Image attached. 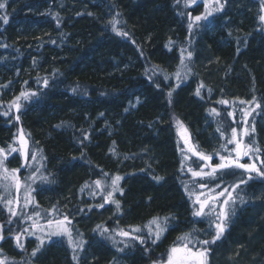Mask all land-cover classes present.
I'll return each mask as SVG.
<instances>
[{"label": "trees", "instance_id": "trees-1", "mask_svg": "<svg viewBox=\"0 0 264 264\" xmlns=\"http://www.w3.org/2000/svg\"><path fill=\"white\" fill-rule=\"evenodd\" d=\"M260 1L229 0L211 23L201 27L199 21L190 30L189 16L200 15L198 7L177 0H0L5 4L0 9V146L14 145L23 134L29 155L40 150L43 177L35 185L36 202L42 211L65 213L72 230L82 234L86 243L78 264H154L166 261L184 233L212 239L214 229L208 219L193 216L182 184L188 182L180 171L181 149L187 146L176 120L187 129L190 145L211 154L224 143L217 129L225 136L232 127L242 129L240 108L248 105L246 121L255 130L245 141L258 146L264 160ZM182 49L187 68L180 64ZM21 92L35 95L21 98L16 112L9 106ZM189 156L187 164L196 167L197 158ZM6 162L15 167L24 161L10 152ZM103 173L123 177L124 195L115 194L119 212L111 203L97 207L103 203L99 189L95 195L81 191L85 182L107 183ZM238 191L244 203L237 201L221 238L207 246V257L218 248L222 264H264V178L253 173ZM153 217H169L167 231L155 244L144 228ZM18 220L0 203L5 255L16 253ZM134 227L142 231L132 235L146 242L126 241L125 248L120 242L125 238L115 233ZM103 228L115 243L106 240ZM47 242L37 264H77L64 241Z\"/></svg>", "mask_w": 264, "mask_h": 264}, {"label": "snow or ice", "instance_id": "snow-or-ice-1", "mask_svg": "<svg viewBox=\"0 0 264 264\" xmlns=\"http://www.w3.org/2000/svg\"><path fill=\"white\" fill-rule=\"evenodd\" d=\"M179 2V0H177ZM197 0H185V6L189 4L196 3ZM216 4H220V0H215ZM5 4L0 3V9L4 8ZM220 7L209 8L208 4H205L206 14L198 15L195 17L189 16L192 23H189L188 27L191 30L193 24L201 20H206L208 16L212 15L213 12L221 10ZM264 10V7H262ZM4 22H7V17H3ZM261 21H264V15L260 16ZM113 23V30L115 31V21ZM119 35H127V33H120ZM171 43V42H170ZM186 49L181 50V67L187 68L185 64V57L183 53ZM192 53L187 52V58L190 59ZM178 80L182 79L180 72L176 74ZM167 79V77H165ZM45 86L47 85V80H44ZM178 86V85H177ZM203 85L201 84L197 90L196 95H200V88ZM35 93H25L21 92L11 103L10 108H15L16 112L20 111L21 108V98L27 100L30 96H34ZM171 97L172 92L168 93ZM255 99V98H254ZM221 104H228L229 101L221 100ZM241 104H244L245 101H240ZM252 103V102H248ZM257 107L260 105L257 104ZM211 112L215 115V109H212ZM7 115V113H4ZM251 112L241 110V115L245 118L242 122L247 123L246 117L250 115ZM229 116H234V113L229 112ZM15 119L18 121L19 116L17 115ZM178 129H183V138L185 145L187 146V151L181 149V167L180 171L182 174L189 173L191 176V182L182 181L185 193L188 195L189 199L193 202V216L209 220V228L214 229L215 234L212 236V239H200L198 236H193L191 233H184L183 235L177 237V241L171 246L167 252L166 261L154 262V264H207V255H208V245L214 244L217 240L221 238L225 228L227 227V222L229 220L230 214H234L235 205L239 200L240 203H244L243 196L239 195L242 185H247L250 180L253 179V173L257 177L264 178V160L261 159V149L256 146L254 143H245L244 137L250 135L249 129L243 128L239 132L236 127L231 128L230 136H225V133L221 131L220 128L217 131L221 132V138L224 139V143L220 145L218 150H215L213 153L208 154L199 150L198 146H192L189 144V139L187 136V129L184 128V125L178 119L176 120ZM254 127L251 131L254 132ZM85 139L87 137L85 136ZM19 148L9 146V149L6 150L0 148V188L4 192H8L10 189L14 188L17 193L23 188L24 191V207H28L29 203L33 202L31 198V187L25 182H22L19 176L17 175V169H8L5 166V161L7 159V154L10 152L19 151L20 154L25 159V164L22 167H30L28 162L29 150H28V140L25 139L23 134L18 138ZM115 143V142H113ZM229 145L233 147L229 148ZM40 150L31 153V160H37L38 153ZM110 151L115 155V150L110 149ZM195 156L196 161L192 163L196 164V167H192L186 162L190 160V156ZM247 157L249 162H242L244 158ZM214 158H218L217 163H213ZM43 159V157H40ZM198 161V162H197ZM257 161H259L260 166H257ZM104 177L107 178V183L102 180H95L92 184H85L82 186L81 191L85 189L90 190L91 195H95L96 189H99L103 194V203L97 205V207L103 208L104 204L111 203L116 207L117 212L121 210L120 201L115 199V194L119 193L121 196L124 195V190L120 186V181L123 179L120 175H109L108 173H103ZM234 177V179L229 182L225 177ZM26 179H34V176H30ZM43 179H47L44 177ZM155 180L160 181L163 177H154ZM214 182V183H213ZM219 189V191H217ZM0 203H3L7 207L8 212L12 217L18 215L17 208L19 207L20 199L19 196L13 199H5L3 196H0ZM15 205V206H14ZM38 207V206H37ZM57 209H53L52 213H57ZM36 219L33 220V216L30 215L27 217L29 220H33L31 224V229L33 231L29 232V229H24L23 232L29 235H35L37 231L42 232L45 236L50 239L53 236L65 237L67 239L68 245L72 248L73 251V260L77 261L78 264V255L77 251H83L84 244L86 243L82 238H74L73 230L70 227L71 220L65 214H59L61 218H56L50 213V218L46 219L44 224H40L39 220L43 219L40 212H35L33 214ZM169 217H153L144 228L147 230L148 237L151 238L152 243L155 244L159 241L167 231ZM11 223V220L9 221ZM2 228V226H0ZM101 226L98 225L97 229H100ZM142 229L140 227H134L132 232L126 231L124 229H119L116 231V235L125 238L120 242L124 243V247H128L126 241L139 240L140 243H145L146 241L140 236H133L132 233H139ZM193 231H196L195 229ZM109 232L108 228H103V233ZM77 236H82V234L77 233ZM113 239L114 237H108ZM3 234L0 232V240H3ZM14 239L16 240V246L23 249V244L21 243V235L17 234ZM37 239L40 241L37 248L33 250L31 255L36 256L37 252L40 251V248L44 244V239L40 236H37ZM115 243V240H114ZM123 251V249H119ZM0 264H5L4 260H0Z\"/></svg>", "mask_w": 264, "mask_h": 264}, {"label": "rangeland", "instance_id": "rangeland-1", "mask_svg": "<svg viewBox=\"0 0 264 264\" xmlns=\"http://www.w3.org/2000/svg\"><path fill=\"white\" fill-rule=\"evenodd\" d=\"M179 3L182 6H185V0H179ZM206 3L208 4L209 8L220 7V5H222V8H221V10H219L217 12H213L212 15L208 16V18L206 20H201V22H200L201 23L200 24L201 27L204 24L211 23L216 14L221 13L222 9H224L225 6H229L230 5L229 0H227L225 2H224V0H220V4H216L215 0H197L196 3L189 4L187 7H198V11H199L200 15H203V14H206V11H205V4ZM223 3H224V5H223ZM258 6H259V8H258V11H259L258 12V17L259 18L258 19H259L260 26H261L262 30L264 31V21H261V19H260V16L264 15V10H262V7H264V0H261L260 4ZM200 60H203V58L199 57V62H201ZM201 66L202 65H200V67ZM250 109L251 108H249V106L247 105V106H242L240 108V111L241 110L249 111ZM244 119L245 118H243V120ZM246 127L249 129V132L251 133V129H250L251 125H250V123L248 121H247V123H244L243 128H246ZM238 130L240 131L241 129H238ZM182 138H183V136H182ZM243 139H244V142L246 143V141H245L246 136ZM15 140H17V139L14 138V141ZM14 141H13V143H14ZM9 146L16 147V148L20 147V145H19V143L17 141V143H15L14 145L9 143L7 147H1L0 146V148L5 149L6 152H7V150L9 149ZM28 150H29V147H28ZM16 153H17L18 156H20V152L19 151H17ZM9 155H10V153L7 154V157ZM40 157H42V156L38 153L37 160L32 161L31 160V154H30L29 158H28V162L31 165L30 167H22V165L25 164L24 157H23V161H24L23 164L17 165L15 167H10V165L5 161V166L8 169H10V170L11 169H17V170H19L17 175L19 176V178L21 179L22 182H25L28 185H30V187L32 189L30 195H31V198H33V202L29 203L28 207H24V191L25 190L23 188L21 189V191L19 193H17L14 188L10 189L8 192H4L3 189L0 188V196H3L5 199H13V198L19 196L20 203H19V207L17 208V211H18V215L17 216L19 217L18 224L22 226L19 234L21 235V243L24 246L23 249H21V248H18L16 246V244H15V251H16L15 255H9V254L5 255L2 246H0V260H4L5 264H35V261H36V264H37V259H38L39 256H41L42 250L45 247L47 248V246H42L40 248V251L37 252L35 257H33L31 255L33 250L36 249V247L38 246V243H40V241L37 239V236H40L41 238H43L44 241H45L44 242L45 244L48 243L47 241H52L53 243H55L56 239H58V238L61 241H64L63 242V246L66 247L64 250L68 254L70 260L74 261L73 258H72L73 257L72 248L68 245L67 239L65 237L53 236L50 239H48L45 236L44 233L39 232V231H37L35 235H29V234L23 232L24 229H29V232L33 231V229H31L30 226L33 223V220L36 219V217L33 215L35 212H40L41 217H43V219L39 220L40 224H44L46 222V219L50 218V213H51L52 216H55L56 218L57 217L59 218L58 212L57 213H52V210H49V211L46 212V211L40 210L37 207L38 205H37L36 198H35V185L37 184L36 183L37 180L38 179L40 180L43 177V173H42V169L43 168L42 167H43V162H44V157H43V159H40ZM20 159L21 158L19 157V161L18 162H20ZM212 162L215 163L216 161H212ZM186 174L188 176V180L187 181L191 182L190 174L189 173H186ZM30 176H34V179H32V180L26 179V178H28ZM217 191H219V190L217 189ZM189 203L193 207L192 200L189 199ZM1 205L3 206L4 209L7 210V207H5V205L3 203H1ZM63 214H65V213H63ZM30 215L33 216V220L27 219V217L30 216ZM98 232L100 233V235H102V229L99 230ZM81 233H83V232H81ZM84 233H86V231ZM15 236H16V234H15ZM15 236H13V239H14ZM73 236H74V238H78V239L80 238V236L78 237L77 236V232H74V230H73ZM108 237H113V236L109 235V233L107 232V233H105L106 240L107 241L108 240L109 241L113 240V239H109ZM55 249L61 250V245H56ZM215 250H217L215 252L216 254L212 253L210 259L207 257V264H222L224 262V258H222V255L221 254H220L221 256L219 255V252H220V251H218L219 249L215 248ZM79 252L80 251L78 250L77 253H76L78 256H79ZM61 263L62 262H60V264ZM62 264H64V262ZM67 264H73V263H69L68 262Z\"/></svg>", "mask_w": 264, "mask_h": 264}]
</instances>
